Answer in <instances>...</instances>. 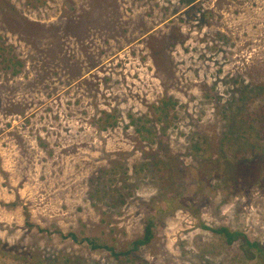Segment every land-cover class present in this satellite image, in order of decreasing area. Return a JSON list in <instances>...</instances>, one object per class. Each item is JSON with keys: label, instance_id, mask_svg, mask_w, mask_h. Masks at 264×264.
I'll return each mask as SVG.
<instances>
[{"label": "rangeland", "instance_id": "1", "mask_svg": "<svg viewBox=\"0 0 264 264\" xmlns=\"http://www.w3.org/2000/svg\"><path fill=\"white\" fill-rule=\"evenodd\" d=\"M1 48L0 264H264L213 232L264 250V0H0Z\"/></svg>", "mask_w": 264, "mask_h": 264}, {"label": "trees", "instance_id": "2", "mask_svg": "<svg viewBox=\"0 0 264 264\" xmlns=\"http://www.w3.org/2000/svg\"><path fill=\"white\" fill-rule=\"evenodd\" d=\"M196 1H198V0H196ZM5 51H6L5 48H1L0 49V56H3L5 54ZM4 62L9 64V65H13L14 67H16V70L14 71L15 74L19 73L18 68H20L22 66V64L19 61L15 60V58H10V57L8 59L4 58ZM167 105H168L167 102H165L163 107H162L163 110L160 107H159V110L164 111V108H167ZM107 117H108L107 120L108 119L113 120L114 126L117 124V120H116L117 118L114 115H108ZM135 121L132 120V124L135 123ZM142 131H147V129L145 127H143L141 129L140 133ZM207 230H209V229H207ZM213 232L224 236L226 238L228 244H230V245L241 240L242 238H245V240H247V245L251 249L257 250L260 253L261 257L264 255V250H262L257 243H252V244L249 243L248 239L246 237H244L243 235L231 233L228 229H221V230H217V231H213ZM152 240H153V226L149 225L145 231L144 238L137 240L134 243V249L138 250L139 248L150 244ZM92 246L95 247V245L93 243H92ZM110 250L113 251L112 248ZM127 254H129V253H127Z\"/></svg>", "mask_w": 264, "mask_h": 264}]
</instances>
